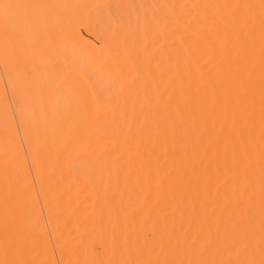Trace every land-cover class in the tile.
<instances>
[{"label":"bare ground","instance_id":"bare-ground-1","mask_svg":"<svg viewBox=\"0 0 264 264\" xmlns=\"http://www.w3.org/2000/svg\"><path fill=\"white\" fill-rule=\"evenodd\" d=\"M180 1L122 13L106 0H9L10 17L25 16L6 38L0 0V264H145V236L172 232L179 204L196 198L197 168H247L241 152L228 166L222 125L181 109ZM6 60L31 69L29 88L8 77L19 119Z\"/></svg>","mask_w":264,"mask_h":264},{"label":"rangeland","instance_id":"rangeland-1","mask_svg":"<svg viewBox=\"0 0 264 264\" xmlns=\"http://www.w3.org/2000/svg\"><path fill=\"white\" fill-rule=\"evenodd\" d=\"M106 2L122 13L129 4L137 12L149 11L155 4V0ZM180 2L183 4H180V67L184 83L181 109L197 121L209 123L212 128L222 125L229 139L228 166L233 164L234 154L241 152L243 166L247 168H197V173L194 172L197 176L196 198L179 204L177 222L176 219L168 220L166 226L173 222L174 232L167 228L160 234L145 236L148 240L145 253L154 255L152 262L147 260L148 255L144 263L173 264L172 258L177 256L179 264H264V0ZM244 2L247 4L242 5ZM234 4L239 8L232 7ZM228 6H231L229 12ZM20 11L10 17L9 0H4L6 38L18 35L20 19L25 16V10ZM81 34L100 45V41L84 28H81ZM232 35L234 37L230 39ZM147 46L140 68L150 77L147 64L152 46ZM13 64L6 60L2 65L4 94L13 107L21 105L22 110L17 108L14 115L19 119L25 112V103L21 99L17 101L14 90L8 85V77L19 80V89L29 88L31 69L28 63L20 67ZM20 138L23 143L21 134ZM249 151L253 152L252 157ZM205 183L211 192L208 199L201 197ZM178 248L182 249L180 253Z\"/></svg>","mask_w":264,"mask_h":264}]
</instances>
